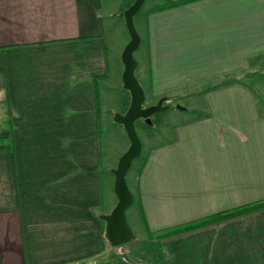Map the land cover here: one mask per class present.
I'll return each mask as SVG.
<instances>
[{
  "label": "crops",
  "instance_id": "1",
  "mask_svg": "<svg viewBox=\"0 0 264 264\" xmlns=\"http://www.w3.org/2000/svg\"><path fill=\"white\" fill-rule=\"evenodd\" d=\"M133 1L0 0V264H129L111 258L99 216L116 203L125 150H103V133L123 135L113 115L130 103L111 99L123 64L106 37L126 35ZM150 8L139 84L188 119L129 187L156 245L146 264H264V207L156 237L264 200V0Z\"/></svg>",
  "mask_w": 264,
  "mask_h": 264
},
{
  "label": "rangeland",
  "instance_id": "2",
  "mask_svg": "<svg viewBox=\"0 0 264 264\" xmlns=\"http://www.w3.org/2000/svg\"><path fill=\"white\" fill-rule=\"evenodd\" d=\"M161 1L162 0H145L140 10L133 16V23H134V26H135V29L138 35H140V32L142 31V27L144 26L145 10L149 7H152L154 5L161 3ZM121 19H122L121 23H122L124 31L126 32V35L120 34V32H118V30H116L117 28L114 26V28H112V30L108 32V35L106 38H107L109 59L113 61L116 55V59L118 56V62H120L118 64L122 65L119 52L123 50L124 46L129 41V34L126 29L123 13L121 14ZM142 33L143 32H141V34ZM141 37L143 39L142 44L139 45L137 49L133 52V56L135 60L137 61V63L139 62V64H141L140 53L144 46V38H143L144 36L142 35ZM135 76L138 79V82L141 83L137 68L135 69ZM114 94L115 95H113L111 99L117 100L119 97H125V95L126 97H128V94L130 93L128 90H126L123 87L122 81H121V89ZM144 95H145V101L143 105L147 106V105L152 104L151 98L146 90H144ZM176 106H177L176 104L170 105L163 111L154 112L153 114L150 115L149 122H146L142 118L135 120L134 127H135L136 134L141 142V151H140L139 157L132 160L131 165L125 175V180H126V184L128 188L134 181V177L139 167L141 166L142 160L146 156V154L149 152V150L152 147L171 139L174 136L176 126L180 124L182 121L188 119L187 111H181L180 109H177ZM194 112H191V113H194ZM117 113L118 112H115L114 115ZM115 124H118V123H112V125L114 126ZM102 139H103L102 143L104 146L103 150H105V147L107 146L106 141H110L111 144H114L117 141H121L122 145H120L119 147H124L125 150H123V153L126 151V149L129 146L128 144L129 141H128V138L126 136L124 129H123L122 136H119L117 133H115L114 130L107 129L103 133ZM109 146L110 145H108V148ZM134 208L135 207L132 204L125 211V219H126L128 226L130 227L132 231V239L128 242V244L116 246V249H113L110 255L112 259L126 261L129 264H146L147 263L146 260L149 261L151 260V258L153 259V257L151 256V252H152L151 249H152V246L154 248L156 247V245L155 243L148 241L146 237H143L142 222L139 220L138 216H136L135 214L133 216Z\"/></svg>",
  "mask_w": 264,
  "mask_h": 264
},
{
  "label": "water",
  "instance_id": "3",
  "mask_svg": "<svg viewBox=\"0 0 264 264\" xmlns=\"http://www.w3.org/2000/svg\"><path fill=\"white\" fill-rule=\"evenodd\" d=\"M145 0H134L123 12L129 41L124 46L120 60L123 64L121 81L123 87L130 93L129 107L123 114H115L113 120L121 124L129 141L126 151L119 157L116 167L111 170L114 176L113 192L116 203L108 214H101L99 219L104 222V237L113 246L127 244L132 239V231L125 219V211L131 205L133 196L127 187L125 175L133 159L139 157L141 142L136 134L134 122L142 118L149 122L150 115L154 112L163 111L168 106L164 105L165 98H160L156 103L144 106V91L136 79L135 68L137 62L133 52L140 43V37L133 23V16L140 10Z\"/></svg>",
  "mask_w": 264,
  "mask_h": 264
},
{
  "label": "trees",
  "instance_id": "4",
  "mask_svg": "<svg viewBox=\"0 0 264 264\" xmlns=\"http://www.w3.org/2000/svg\"><path fill=\"white\" fill-rule=\"evenodd\" d=\"M189 1H193V0H169V1L164 2L163 4L152 6L148 10V12L161 10V9H164V8L172 7V6L179 5V4H182V3H186V2H189ZM0 137H4V136H0ZM4 145L5 144L0 145V150L4 149ZM1 146L3 148H1ZM262 207H264V200L263 201H258V202H253V203L242 205V206H238L237 208H234V209H231V210H228V211H223V212H219V213H216V214H212L211 216H209V217H207V218H205L203 220H198V221L190 223V224H185L183 226H179V227L174 228V229L164 230L163 232H161L156 237H158V238L166 237V236L171 235V234H175V233H178V232H181V231H184V230H188V229L197 227V226L202 225L204 223L217 222V221H220V220H223V219H227V218H230V217L239 216V215H242L244 213H248V212L254 211L256 209L262 208ZM103 236H104V228H103ZM111 264H118V262L111 263Z\"/></svg>",
  "mask_w": 264,
  "mask_h": 264
}]
</instances>
